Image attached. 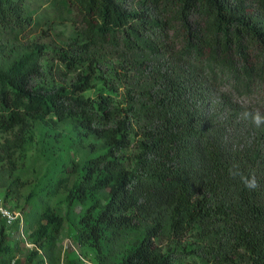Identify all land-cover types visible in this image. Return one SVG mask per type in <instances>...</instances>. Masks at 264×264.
Returning a JSON list of instances; mask_svg holds the SVG:
<instances>
[{
  "label": "trees",
  "instance_id": "trees-1",
  "mask_svg": "<svg viewBox=\"0 0 264 264\" xmlns=\"http://www.w3.org/2000/svg\"><path fill=\"white\" fill-rule=\"evenodd\" d=\"M32 1L0 0V133L14 134L0 142V196L24 213L15 155L33 121L98 144L72 162L75 180L43 188L67 191L66 215L43 207L29 261L83 205L76 241L97 264H264V112L249 103L264 99V0H61L83 39L58 48L19 42ZM109 51L123 58L116 96H85ZM14 232H1L0 264ZM184 240L180 257L169 243Z\"/></svg>",
  "mask_w": 264,
  "mask_h": 264
},
{
  "label": "rangeland",
  "instance_id": "rangeland-1",
  "mask_svg": "<svg viewBox=\"0 0 264 264\" xmlns=\"http://www.w3.org/2000/svg\"><path fill=\"white\" fill-rule=\"evenodd\" d=\"M32 3L38 9L36 23L18 37L19 42L25 45L36 42L50 48H58L67 46L74 39H83L76 10L67 9L61 0H33ZM117 54L112 51L103 53L102 64L94 77L92 87L84 92L85 96L97 98L101 93L106 92L116 96L115 85L119 83L118 73L119 71L121 73V64L123 63V58ZM46 62L58 64V60L51 54L47 56ZM61 69H64L62 65ZM74 76V73L65 74L61 71L56 79L61 83H69ZM106 78L114 81L115 84L109 86L110 82L104 81ZM108 86L112 88L108 90ZM122 91L123 88L118 94L120 97ZM249 103L251 106L261 107L264 112V99H261V96L252 99ZM13 136L14 134L11 132H1L0 142ZM94 144L96 145L98 142L93 139L80 143L71 126L51 121H33L31 130L27 134L26 143L15 155L17 163L15 174L24 184L19 203L24 210L28 232L36 227L40 213L46 204L66 215L67 191L61 190L47 199L42 194L43 188L49 180H54L66 173L72 180H75L76 175L73 172L72 162L75 161L79 164L87 157L92 156ZM30 194L31 201L28 202L27 197ZM32 195L34 196L32 197ZM83 208V205H78L75 208L57 240L49 245L46 251L40 250L39 255L34 256L31 261L27 257L31 256L34 248L23 244L18 233H12L8 244L14 253L9 264H19V261L40 264L41 258L44 264H97L94 249L89 246L82 247L76 241L74 222L78 220ZM190 240H192L191 237ZM169 244L177 256H185L186 249L183 247V244L187 245L185 240L184 242L173 241Z\"/></svg>",
  "mask_w": 264,
  "mask_h": 264
},
{
  "label": "built area",
  "instance_id": "built-area-1",
  "mask_svg": "<svg viewBox=\"0 0 264 264\" xmlns=\"http://www.w3.org/2000/svg\"><path fill=\"white\" fill-rule=\"evenodd\" d=\"M3 229L6 231L12 229L15 233H18L24 244L30 247L35 246L29 240L25 216L22 210L5 204L3 197L0 196V235Z\"/></svg>",
  "mask_w": 264,
  "mask_h": 264
}]
</instances>
